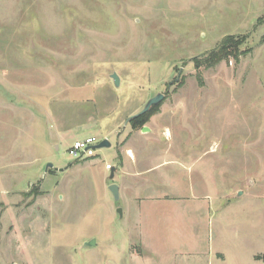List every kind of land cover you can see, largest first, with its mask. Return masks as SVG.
<instances>
[{
	"label": "rangeland",
	"instance_id": "374dc122",
	"mask_svg": "<svg viewBox=\"0 0 264 264\" xmlns=\"http://www.w3.org/2000/svg\"><path fill=\"white\" fill-rule=\"evenodd\" d=\"M0 264H264V0H0Z\"/></svg>",
	"mask_w": 264,
	"mask_h": 264
},
{
	"label": "trees",
	"instance_id": "16d2710c",
	"mask_svg": "<svg viewBox=\"0 0 264 264\" xmlns=\"http://www.w3.org/2000/svg\"><path fill=\"white\" fill-rule=\"evenodd\" d=\"M240 42L241 41H234L232 40L231 38H226L224 43H222V45L220 46L219 50L217 52H215L206 62L205 64L209 65L211 63H215L217 61H221V60H224L226 59L227 57H233V58H239L240 56ZM199 64L198 66H202L203 64L202 63H197ZM156 105H153L149 111H147L146 113H143V114H139L137 116H134L132 119H131V123L133 126H137V125H140V124H143V120L144 118L149 114V112L151 110H153L156 106ZM143 126V125H142Z\"/></svg>",
	"mask_w": 264,
	"mask_h": 264
},
{
	"label": "water",
	"instance_id": "95a60500",
	"mask_svg": "<svg viewBox=\"0 0 264 264\" xmlns=\"http://www.w3.org/2000/svg\"><path fill=\"white\" fill-rule=\"evenodd\" d=\"M112 78H113V80H114V84H115L116 86H119V84H120V77L118 76V74H117V73L112 74ZM164 97H165L164 94H162V93H158V94L155 95L154 97L150 98V99L147 101V103H146L145 107L143 108V110H142L139 114H143V113H146L147 111H149L150 108H151L153 105L159 104V103L164 99ZM139 114H137V115H139ZM137 115H135V116H137ZM131 118H132V117H131ZM131 118H129V120H130ZM142 131H143V132H147V131H149V128H148L147 126H144V127L142 128ZM110 145H111V143L109 142V140L105 139V140H103V141L98 145V148H101V147H108V146H110ZM52 166H53L52 163H50V164L48 165V167H52ZM114 171H115V168H113V170H112V172H111V175H110V178H111V179L114 178V175H115ZM109 189H110V191L113 193L115 200H119V199H120L119 185L116 184V183H113V184H111V185L109 186ZM118 211L121 213L122 210L119 209ZM94 243H95L94 240H92L91 242H89L90 245H93Z\"/></svg>",
	"mask_w": 264,
	"mask_h": 264
},
{
	"label": "built area",
	"instance_id": "2783aa9c",
	"mask_svg": "<svg viewBox=\"0 0 264 264\" xmlns=\"http://www.w3.org/2000/svg\"><path fill=\"white\" fill-rule=\"evenodd\" d=\"M99 140L95 136L79 139L70 147L69 153L75 158L91 157L96 155ZM111 166H108L110 168Z\"/></svg>",
	"mask_w": 264,
	"mask_h": 264
},
{
	"label": "bare ground",
	"instance_id": "6f19581e",
	"mask_svg": "<svg viewBox=\"0 0 264 264\" xmlns=\"http://www.w3.org/2000/svg\"><path fill=\"white\" fill-rule=\"evenodd\" d=\"M129 152V151H128ZM132 156H133V153L132 152H129Z\"/></svg>",
	"mask_w": 264,
	"mask_h": 264
}]
</instances>
